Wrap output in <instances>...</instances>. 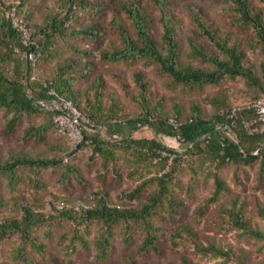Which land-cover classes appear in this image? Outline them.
<instances>
[{
  "label": "rangeland",
  "instance_id": "obj_1",
  "mask_svg": "<svg viewBox=\"0 0 264 264\" xmlns=\"http://www.w3.org/2000/svg\"><path fill=\"white\" fill-rule=\"evenodd\" d=\"M15 0H1L3 4L13 3ZM63 0H30L26 9L32 13V22L40 24L49 15L60 12L63 16ZM87 9L75 7L71 18L67 21L68 30L86 29L94 26L101 34L92 41L84 35L61 37L53 36L55 50L50 59L39 65V72L45 76H53L59 65L68 66V72L79 77L76 87L81 94L82 102L86 98L96 104L94 100L95 79L100 77L103 83L102 104L109 110L126 117L142 116L146 109H153L165 116L177 114L181 110L183 117L191 114L192 106L199 104L204 113L210 115L215 106L214 99L239 102L250 96L259 94V87L245 83L242 77L235 80L226 79L219 85L188 86L177 83L173 78L162 72L157 63L146 64L140 59L136 62H110L103 60L101 54L115 48L123 47L121 27L114 21V12L119 11L120 24L129 34L136 37L135 28L128 14L121 8L122 1L134 2L148 11L151 19L152 34L162 43L163 25L161 10L155 0H87ZM172 16V23L176 28V35L180 48V61L183 65L208 68L209 64L199 58L190 56L192 40L205 49L216 51L215 46L206 36L198 34V26L194 21V11L222 34H228L233 42L247 51L248 64L256 75L262 78V53L257 44V38L251 28L242 27L236 21V11L228 0H167ZM252 5L264 12L263 0H251ZM5 29L0 19V52L7 51L4 42ZM87 52V53H84ZM0 63V67L3 66ZM12 72L14 64H5ZM90 68V69H88ZM144 75L147 85L146 99L140 96V87L135 81V72ZM86 74L85 76H83ZM231 98V99H230ZM11 116L0 107V154L3 161L14 155L28 154L53 156L63 155L70 144L67 138L61 136L55 128L48 130L40 141L31 137L23 138L26 129L47 123L50 116L47 112L24 114L15 130L6 131V121ZM123 137H155L149 125L120 123L117 126ZM213 133L221 134L225 140L235 137L229 128L212 129ZM119 134V135H120ZM120 135V136H121ZM166 144L184 152L185 147L175 138L160 136ZM58 146L59 149L53 147ZM61 148V149H60ZM169 155L171 163L174 155ZM168 154V155H167ZM128 157L120 152L119 170L114 172L112 165L102 168L101 159L93 157L90 147H82L70 157L76 172L68 173L63 166L56 168H41L32 170L27 166L18 169L16 189L10 185L6 174L0 173V214L7 220L22 216V204L32 203L36 210L49 212L47 200L53 196L59 200L74 202L78 198H87L94 192H105L112 204L136 207L145 203L157 185L150 183L144 193L135 199H128L124 191H130L144 179L157 174V166L139 164L137 168L131 164L132 156ZM261 158L252 163L228 164L218 173L225 180L227 188L220 199L210 204L203 216L198 214V207L208 197L213 195L215 181L210 176L213 164L202 162L198 154H188L183 157L178 166V172L170 183L172 194L184 201L182 214L173 213L167 201H164L151 216V221L160 227L161 253L151 251L147 256L137 253V247L144 237V229L140 224L132 226V241L126 240L125 222H118L113 228L110 238L111 247L107 255H102L97 247L100 234L105 227L99 221H92L89 225H79L71 219L59 216L33 225L30 229L32 239L46 245L44 253L38 252L30 241L23 246L20 232L13 231L0 240V264H129L132 259L155 264H182L181 258L188 256L197 264H264V241L257 240L244 233L233 224L229 209L237 203L243 205L244 217L254 226L264 228V219L257 211V204L264 205V164ZM169 167L166 168V170ZM66 198V199H65ZM183 220L192 223L197 229L199 242L205 245L211 242L224 248L233 250L231 258L202 254L195 250L188 235L173 242V233ZM83 237L88 245L82 243Z\"/></svg>",
  "mask_w": 264,
  "mask_h": 264
},
{
  "label": "trees",
  "instance_id": "obj_2",
  "mask_svg": "<svg viewBox=\"0 0 264 264\" xmlns=\"http://www.w3.org/2000/svg\"><path fill=\"white\" fill-rule=\"evenodd\" d=\"M28 1L30 0H15L10 4L0 2V19L5 29L4 42L8 48L7 51L0 52V63L4 64L0 67V107L11 114L6 121V131L8 133L14 131L24 114L47 112L50 116L47 123L30 127L23 134L25 140L31 137H35L38 141L42 140L48 130L53 128L57 130L52 119L55 110L51 107V101L62 97L67 98L72 100L92 120L95 131H84V141L79 148L90 147L92 156L100 157L102 168L112 165L114 172L117 173L120 152H124L128 157L131 154V164L135 168L139 164H145L147 166H157L160 170L157 174L139 182L132 190L123 192V195L128 199L139 198L150 183H155L157 185L156 190L150 194L148 200L140 208L112 204L109 195L103 191L94 192V206L88 210L52 208L48 210L49 212H45L36 210L32 203H25L22 204V216L20 218L7 220L4 214H0V240L11 232L18 231L23 237L24 247L30 241L31 246L38 252L44 253L46 245L29 236L33 225L56 216L71 219L79 225H89L92 221H99L103 224L105 230L100 234L97 247L102 255H107L111 247L110 238L113 235V228L118 222L123 221L127 225L126 240L128 242L132 241L133 224L143 226L145 234L142 242L137 247L139 255L147 256L151 251L161 253L160 227L151 221V216L164 201H167L173 213L182 214L181 209L185 206L184 201L172 194L170 183L176 176L180 161L183 160L185 155L198 154L203 163L210 161L214 165L210 176L215 181V189L213 195L206 198L198 207L200 216L206 213L210 204L220 199L227 188L225 180L218 173L219 169L228 164L252 163L258 158H261V163L264 164V134H250L241 124L242 118L249 113L241 112L234 124L227 117L225 110L239 104V102L231 103L228 99L226 101L228 106H224L221 100L214 99L215 109L210 115L204 113L199 104H194L188 117L181 116V110H177L176 115L167 117L153 109H146L142 116L126 117L116 113L113 108L109 110L104 108L101 101L103 83L100 77L95 79L94 100L92 101L96 104H93L89 98H86V102H82L81 94L76 87L79 77L72 72H68V66L59 65L56 73L51 77L41 74L38 70L40 63L50 59L55 50L52 41L53 36L68 37L80 34L95 41L99 38L101 31L95 29L94 26L86 29L68 30L67 21L71 18L75 7L87 9L90 1L63 0V9H66V14L63 16L60 12L51 14L35 27L32 22V13L26 9ZM228 1L232 3L237 13V23L242 27L251 28L256 35L257 44L263 57L262 78H259L254 69L248 64L247 51L241 48L238 43L233 42L228 34H222L216 28L208 25L198 11H194L193 14L194 21L198 26V34L206 36L215 46L216 51L205 49L198 42L192 40L190 42V56L201 59L209 64V67H199L192 64L183 65L180 61L176 28L172 23L167 0H155L156 5L161 10L162 43H159L152 34L148 11L134 2L122 1L121 8L132 20L136 37L131 36L120 24L119 11L114 12L113 19L121 27L123 47L110 51L106 50L102 52L101 58L110 62L124 61L125 63L142 59L147 65L155 62L159 65V69L169 74L175 82L188 86L219 85L226 79L235 80L242 77L246 84L258 86L259 94L250 96L241 103L249 98L262 96L264 95V12L257 10L252 5L251 0ZM13 6H16L21 14L30 19L34 36V44L31 48L43 52V57L36 66H33L24 57L25 48L21 41V35L5 16ZM10 62L14 64L12 72L5 66ZM34 75L35 78H33ZM43 78L52 80V85L56 90L55 96L48 94V89L42 84ZM135 81L140 87V96L142 95L146 99L148 83L145 81L142 72H135ZM170 117L177 118L182 124L179 127L172 126L168 122ZM115 119L119 122L114 121ZM122 122L132 125H149L154 131L155 137H134L131 135L123 137L121 134L120 136L117 126ZM217 125L228 126L235 137L225 140L221 134L213 133L212 129L215 130ZM57 132L59 131L57 130ZM162 135L175 138L180 144H183L185 147L184 152L178 151L176 147L169 146L162 139H159ZM53 148L59 149L58 146ZM162 151L174 155L171 163H169V155L163 156ZM66 152L63 155L53 156H32L22 153L16 156L13 155L11 159L5 161L1 159L0 154V173L9 177L13 189H16L19 177L18 169L21 166H27L32 170L63 166L68 173H75L76 169L71 160L65 159ZM167 167L169 168L166 170ZM81 199L89 200L87 198ZM257 211L264 219V205L258 203ZM229 213L236 227L242 229L250 237L264 241V228L252 225L244 217L242 204L235 203L229 209ZM184 234L192 240L195 250L202 254H212L226 258H231V255H233V250L219 246L214 242L207 245L199 242V233L195 226L181 218V222L173 233V242ZM81 239L82 243L87 246V241L83 237ZM181 263L197 264L188 256H183ZM129 264L155 263L139 262L132 259Z\"/></svg>",
  "mask_w": 264,
  "mask_h": 264
},
{
  "label": "built area",
  "instance_id": "obj_3",
  "mask_svg": "<svg viewBox=\"0 0 264 264\" xmlns=\"http://www.w3.org/2000/svg\"><path fill=\"white\" fill-rule=\"evenodd\" d=\"M5 16L10 20L12 26L21 35V41L25 48L23 53L24 57L33 66H36L38 61L43 57V52L41 50L31 48L34 44V36L32 33L30 19L21 14L16 6H13ZM33 78H35V75ZM42 84L48 89L49 95H56V90L52 85V80L43 78ZM51 107L55 110L52 118L54 125L59 133L67 137L69 140L70 148L65 154V159L69 160L70 157L77 152L80 145L84 141V131H95L94 124L92 120L86 116L70 99L63 97L53 99V101H51ZM225 111L227 113V117L233 124L237 121L241 112L249 113L241 120L243 128L250 134H264V95L249 98L243 103L235 104L227 108ZM114 121L119 122L116 119ZM168 122L174 127H179L182 124V122L175 117H170ZM221 128L229 127H224L222 125L215 126L216 130ZM162 154L163 156H166L164 151H162ZM47 204L51 209L88 210L94 206V196H91L90 200L78 198L74 202L59 200L51 196L48 198Z\"/></svg>",
  "mask_w": 264,
  "mask_h": 264
},
{
  "label": "crops",
  "instance_id": "obj_4",
  "mask_svg": "<svg viewBox=\"0 0 264 264\" xmlns=\"http://www.w3.org/2000/svg\"><path fill=\"white\" fill-rule=\"evenodd\" d=\"M121 132H119V134H120Z\"/></svg>",
  "mask_w": 264,
  "mask_h": 264
}]
</instances>
